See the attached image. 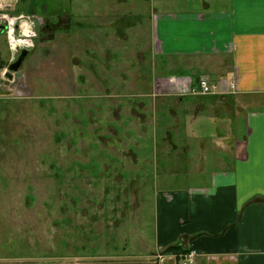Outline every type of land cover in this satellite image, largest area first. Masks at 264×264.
<instances>
[{"label":"rangeland","instance_id":"obj_1","mask_svg":"<svg viewBox=\"0 0 264 264\" xmlns=\"http://www.w3.org/2000/svg\"><path fill=\"white\" fill-rule=\"evenodd\" d=\"M192 2L228 0H0L2 67L29 50L0 97V264L136 260L154 245L156 193L208 184L236 101L155 90L189 63L160 55L153 15ZM208 110L225 125L203 124Z\"/></svg>","mask_w":264,"mask_h":264},{"label":"crops","instance_id":"obj_2","mask_svg":"<svg viewBox=\"0 0 264 264\" xmlns=\"http://www.w3.org/2000/svg\"><path fill=\"white\" fill-rule=\"evenodd\" d=\"M214 2L153 15L160 55L189 63L187 74L159 79L155 90L189 95L180 103H194L196 74H206L219 93L204 105L212 109L217 96L236 101L239 132L228 138L231 148L224 142L219 154L211 152L213 165L201 172L211 173L208 184L192 181L156 193L150 256L73 264H183L189 253L196 254L194 264H264V0H228L222 8ZM212 110L203 124L210 118L225 125Z\"/></svg>","mask_w":264,"mask_h":264},{"label":"water","instance_id":"obj_3","mask_svg":"<svg viewBox=\"0 0 264 264\" xmlns=\"http://www.w3.org/2000/svg\"><path fill=\"white\" fill-rule=\"evenodd\" d=\"M6 28V27H5ZM29 50L23 49L18 60L10 65V72H7L1 65L0 54V97L11 96L17 88V82L21 77L20 68L27 57ZM3 75L5 78H3Z\"/></svg>","mask_w":264,"mask_h":264},{"label":"built area","instance_id":"obj_4","mask_svg":"<svg viewBox=\"0 0 264 264\" xmlns=\"http://www.w3.org/2000/svg\"><path fill=\"white\" fill-rule=\"evenodd\" d=\"M23 23H26L25 21L20 22V25L18 26L21 30L23 29ZM34 25V24H33ZM13 26H15V21L12 19L11 21L8 22V25H6V29L9 31V34L11 35L12 38V33L14 32ZM31 27V26H29ZM33 29V28H32ZM30 38L33 37L31 35H29ZM14 39V38H12ZM15 41V39L13 40ZM15 46H18V44H16V42L14 43ZM192 93L194 95H215L219 93V87L217 84L213 83L208 77L206 76H201L198 81L197 84L194 88V90L192 91ZM195 253H189L187 255L183 256V264H194L195 262Z\"/></svg>","mask_w":264,"mask_h":264},{"label":"trees","instance_id":"obj_5","mask_svg":"<svg viewBox=\"0 0 264 264\" xmlns=\"http://www.w3.org/2000/svg\"><path fill=\"white\" fill-rule=\"evenodd\" d=\"M176 249H178V247H173V248H171V250H176Z\"/></svg>","mask_w":264,"mask_h":264},{"label":"flooded vegetation","instance_id":"obj_6","mask_svg":"<svg viewBox=\"0 0 264 264\" xmlns=\"http://www.w3.org/2000/svg\"><path fill=\"white\" fill-rule=\"evenodd\" d=\"M5 27V26H4Z\"/></svg>","mask_w":264,"mask_h":264}]
</instances>
